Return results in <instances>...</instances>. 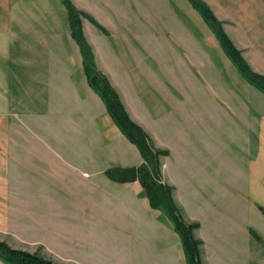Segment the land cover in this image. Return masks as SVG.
I'll list each match as a JSON object with an SVG mask.
<instances>
[{"label":"rangeland","instance_id":"374dc122","mask_svg":"<svg viewBox=\"0 0 264 264\" xmlns=\"http://www.w3.org/2000/svg\"><path fill=\"white\" fill-rule=\"evenodd\" d=\"M72 2L106 29L82 16L96 68L108 77L155 146L170 151L162 157L163 182L173 186L182 215L200 224L195 234L202 241L204 262L264 264L263 222L250 196L248 209L240 196L255 137L242 133L244 122L230 116L240 111L239 104L231 109L225 103L231 91L228 77L233 75L221 53L213 55L205 34L212 30L204 18L193 19L176 0L163 12L145 7L144 0ZM200 49L216 60L214 68ZM248 122L250 130L253 124ZM128 160L124 162L131 167L145 163L142 155ZM121 162L115 158L107 169L129 167L119 166ZM104 177L97 208L91 204L94 196L89 206L74 201L68 217L25 215L19 207L27 201L15 197L8 224L0 226V240L39 251L59 264H187L173 223L151 207L141 183Z\"/></svg>","mask_w":264,"mask_h":264},{"label":"crops","instance_id":"0c3cea01","mask_svg":"<svg viewBox=\"0 0 264 264\" xmlns=\"http://www.w3.org/2000/svg\"><path fill=\"white\" fill-rule=\"evenodd\" d=\"M176 1L203 19L188 0ZM206 1L252 68L264 74V0ZM144 2L163 12L171 0ZM205 34L233 75L225 103L239 104L240 111L230 116L255 137L240 196L247 209L250 196L264 226V93L241 75L214 33ZM200 51L214 68L212 55ZM140 155L90 85L63 1L0 0V226L8 224L15 197L27 201L19 207L25 215L68 217L74 201L89 206L93 196L97 208L110 162L118 158L119 166L131 167L124 161Z\"/></svg>","mask_w":264,"mask_h":264},{"label":"trees","instance_id":"16d2710c","mask_svg":"<svg viewBox=\"0 0 264 264\" xmlns=\"http://www.w3.org/2000/svg\"><path fill=\"white\" fill-rule=\"evenodd\" d=\"M62 1L68 9L72 36L80 47L90 85L102 97L115 123L137 146L145 161L138 167L109 168L105 171L106 175L118 182L138 180L144 188L151 207L161 210L173 223L181 239L187 264H206L201 254L202 241L195 234L200 224L196 221H188L182 215L174 198L173 186L163 182L162 157L168 156L170 151L155 146L148 132L131 118L120 94L113 88L108 77L96 68L92 47L83 31L82 16L103 31L106 32V29L92 15L78 10L72 0ZM189 2L202 15L241 75L264 93V75L250 67L225 31L223 22L216 17L210 6L204 0H189ZM260 209L264 212V207L260 206ZM251 232L257 239H261L256 231L251 229ZM0 259L6 264H59L39 251L16 248L3 240H0Z\"/></svg>","mask_w":264,"mask_h":264}]
</instances>
